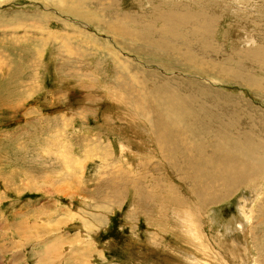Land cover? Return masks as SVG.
<instances>
[{
	"label": "rangeland",
	"instance_id": "rangeland-1",
	"mask_svg": "<svg viewBox=\"0 0 264 264\" xmlns=\"http://www.w3.org/2000/svg\"><path fill=\"white\" fill-rule=\"evenodd\" d=\"M83 1L88 8L78 6L77 10L90 17L91 6L94 9L99 6L93 0ZM97 1H112L111 11L118 15L132 13L140 3L144 9L160 7L156 10H162L160 15L166 21H220L212 30V37L222 47L223 55L214 61L231 70L251 69L244 58L251 50L246 43L235 45L241 41L240 36L246 34L263 44L264 0ZM65 4L66 0H0V252H12L15 261L28 254L31 264H49V261H54L52 264H185L190 254L191 257L198 254L205 245L212 254L216 251L226 264H264V225L257 216L264 209V190L258 192L261 187L264 189V180L258 187L246 184L226 202L205 208V222L201 220L199 224L198 220L197 224L209 241L186 244L188 233H183L187 235L183 237L181 227L172 223L173 214L168 217L166 207L161 209L157 204L166 200L158 194L156 186L163 182L160 179L168 175V170L162 161L156 166L145 165L139 162L142 159L135 158L138 153L155 158L152 160L155 163L160 160L151 156L142 142L145 137L142 130L159 137L157 126L151 117L147 121L129 105L127 122L120 121L127 117L123 109L126 99L123 91H116L120 85L109 76L108 63L113 61L109 52L123 61L120 64L132 60L129 64L134 62L135 67H130V73L139 77L197 81L190 74L193 72L181 74L173 56L175 62L164 52L145 47V41L129 53L128 46L133 43L120 44L118 37L104 34L96 25H88L89 19L82 14L80 17V13L65 10L62 7ZM147 12L149 19H157L151 11ZM136 23L131 26L134 36L154 39L149 24ZM196 36L189 38V42L197 41L199 36ZM232 36L236 37L234 44L229 42ZM176 42L179 45L182 41L177 38L170 41ZM97 52H101L99 57ZM103 54L109 61L101 59ZM198 77L212 80L215 90L240 102V117L236 115L231 121L232 128L251 134L264 145V94L232 73L223 78L214 72L211 76ZM259 80L264 84V76H259ZM154 100L153 106L167 109L161 96L155 95ZM146 138L150 143L151 139ZM149 149L153 151L155 147ZM174 170L172 176L176 179L186 173L182 163ZM170 184H165L166 191L180 188L173 182ZM184 184L192 183L186 180ZM141 187L157 201L137 200L134 191L142 195ZM178 189H175L177 193L181 190ZM185 196L190 207L193 203L201 206L198 197L191 193ZM245 206L252 210V216L254 213L257 216L250 224L252 240L249 233L244 239L241 229L234 231L239 221L235 219L242 217ZM192 212L194 216L197 214V210ZM228 228H235L230 235ZM179 238H184L185 244ZM62 239L66 242L77 239L74 246L86 257L80 253H70V257L69 250L66 253V247L60 245ZM55 241H59L56 250L60 252L52 253L53 260H43L39 253ZM67 246L71 247V243ZM229 250L234 251V258L230 259ZM199 258L203 263L207 261L202 256Z\"/></svg>",
	"mask_w": 264,
	"mask_h": 264
},
{
	"label": "bare ground",
	"instance_id": "bare-ground-1",
	"mask_svg": "<svg viewBox=\"0 0 264 264\" xmlns=\"http://www.w3.org/2000/svg\"><path fill=\"white\" fill-rule=\"evenodd\" d=\"M93 3L98 5L99 7L98 9H94L93 6L90 5V17L86 16L87 14L85 15L84 11L77 10L79 9L78 6L88 8L84 4L83 0H66V4L62 7L65 8V10L69 9L73 13H80V17L82 14L84 18L86 17L87 19H89V23H87L88 25H96L97 27L102 29L104 34L118 37L119 39L116 38V40L117 42L120 41V44H125L127 41L133 43L131 46H128L129 53H132V51L134 52V48L141 47L143 44H141V41H145L147 43V45H145L146 43L144 44L145 47L149 46L148 48H151L155 51L164 52L170 61H173V56L176 61L175 64H177V70L179 69V72L181 74L183 73V71L193 72L190 74L194 76V78H197V81L192 80L191 82H183L177 81L176 79V81H172L161 77L157 78L154 76L146 77L145 75L139 77L138 75H131L132 73H130V67H135L134 62L133 64H129L131 63V60L128 61L127 64H120V62L123 61L120 60V58H118L112 52H109L111 54L110 58L113 59V61L110 60L111 62L108 63L109 67L111 66V72H109V76H111L112 80L120 85V88L116 89V91H123L122 93L124 94L126 99V102L123 104V109L124 111L126 110L125 116L127 117L121 118V115H118L121 118L120 121H122L123 123L127 122L128 115H130L128 108L129 105L138 115L145 117L147 121L148 118L151 117L157 126L159 137H156L152 131V135H150L147 130H142L143 126H141L142 134H144L145 136L142 142L143 146L148 148L150 155L159 157L160 160L155 163L152 161L155 160V158L153 157L147 158L148 156L138 154L137 152V155H135V158L142 159L139 162H144L145 165L154 164L156 166L162 161L163 167L168 170V175H165L163 176V179H160L163 182L156 186L158 194L166 200L159 201L157 202V204H159L161 209L166 207V213H169L168 217L170 216V213L173 214V218H171L172 223L174 221L178 224V226L181 227V229L183 230L182 231L180 229L182 231V236L183 233H188V236L184 235L185 237L187 236L188 240L179 238L181 239L180 242H183V244H185V240V242L187 241L186 244L188 245V243H191V246L196 240L203 241V239H206L207 241H209V238L206 237L205 234L202 235L203 232L197 224V221L199 220V224L202 223L201 220L205 222V208L226 202V200H228L235 194L233 192L236 191L237 193V190H239L242 186L250 184L252 187H258L262 183L261 181L264 179L260 177H264V145H261L262 143L260 144L259 140L251 134L242 133L241 131L238 132L234 128H232L231 121L236 115L240 117V102L235 100L231 96L215 90L216 88H213L214 86L212 80L207 79L206 77L200 78L198 77V75L204 76V74H208L211 76V74L214 72L215 76L219 75L223 78L225 74L232 73L235 78L240 80L244 79L243 81L252 84L256 88L255 90L263 95L264 84L260 83L259 76H264V37L262 39L263 44L259 45V42L254 37H247L246 34L240 36L239 38L241 39V41H236L235 45L240 46L241 44H247L246 47H248L251 52L246 54L244 58L246 59L247 64L251 66V69L231 70L229 67L223 65L222 63L220 64V66L216 65L214 61L217 57H221L223 55L222 47L217 45L212 37V30L220 21H174L173 19H171V21H166L160 15L162 10L160 12L156 10V8L160 7L152 8V6H150L149 8H147L149 10H147L143 7L140 8V5H142L140 3L137 4L136 10H131L133 11L132 13L123 12L120 13L119 16L117 13H113L111 11L113 9V7L111 6L113 5L112 1H109L107 3H100L97 0H93ZM56 11L59 12V10L57 9ZM147 11H151L157 19L154 21L149 19L148 15H150V12ZM128 19L130 20L128 21ZM137 21H145L146 24H149L147 25V27L151 32L150 35L154 39L149 38L150 36L140 38L132 34L131 26L134 25ZM182 22H188V24H183ZM245 22L254 23V21ZM232 23L234 26L240 27V24L238 22L232 21ZM142 24L140 23V25ZM259 28L261 29L262 27L259 25ZM156 35L160 36V38H157ZM195 35H198L199 39L197 38L198 36H196L197 41L195 39L194 43H190L189 38L194 39ZM175 38L181 40V44L176 45L178 44L177 42L175 44L170 43V41ZM69 39L66 41L70 42ZM234 39H236V37H230L229 42L234 44ZM253 48H255V50H253L254 52H252ZM100 53L101 52H97L96 56L99 57ZM102 58H104L106 61H109V57H107V55L105 54L101 55V59ZM163 65L166 66L164 62ZM168 66L166 67L168 68ZM145 67L147 66L145 65ZM157 67L160 68V66ZM74 69L75 68H73V70ZM166 71L171 72V70ZM190 74L189 76L192 77ZM253 76L256 78V80L252 78ZM204 80H207V83L209 82L208 86L207 83L204 82ZM149 95H152V98H150L151 100L149 99ZM155 95H159L164 99L166 108L168 110L163 107H156L157 105H152H155ZM260 118L262 119V117ZM241 119H243V117H241ZM146 136L151 139L150 143L152 144V146L148 142ZM153 146L155 147V150L152 151L149 148ZM122 149L125 150V147H123ZM123 152L127 153V151ZM181 163L185 166L186 173H181L180 176L182 178L176 179L174 178V176H172V170H174V168ZM167 177L169 178V180H166ZM157 179L159 180V178ZM186 180L191 181L192 184L190 186L185 185L184 183H186ZM169 181H172L174 185L179 186V189L181 190H179L178 187L174 188V186H172L174 188V191H166L165 184L171 186L170 183H172H169ZM175 189H178L179 193H177ZM263 190V187H261L258 192L262 193ZM134 192L137 200H139L140 198L143 199V202L146 201L148 203H154L157 201L155 197H150V192H148L145 187L140 188V192L142 195H137V190H135ZM190 193L193 196L198 197L197 199L201 200V206H198V204L194 203L192 207L189 206L190 204L187 205L189 202V198L186 197L185 194ZM185 198H188V202ZM140 203L142 204V202ZM261 207L262 205L260 206V209ZM242 209V217L239 219H235L236 221L239 220L235 227L236 229L228 228L227 232L230 235L233 229H235L234 231L237 232H240L241 229L243 238L245 239L246 235L248 237L249 233L251 237L249 236L248 238L252 240V229L250 224L251 222H253V219H257L256 217L259 216L261 224L264 225V209L262 210L263 213H257V216H255V213L252 216V210L246 206L244 208L242 207ZM192 210H197V214L195 213L197 216H195L198 218L194 216V212H192ZM262 228L264 231V226H262ZM246 229H248V231H246ZM69 242L71 243V247L67 246ZM58 243L59 241H55L54 243L52 242L51 245L49 244L50 246H48V248L43 249V251L39 253V255L44 256V258H42L43 260L45 259L47 261L49 259H54L50 257H52V255L54 256V254H52L53 252H57V254L60 252L56 250L58 247H60L57 245ZM75 244H77V239H71L68 242H66L64 239L60 241V245H63L64 248L66 247V253L69 250V253L67 254H69L70 257V253H80V251L76 249L77 247L74 246ZM187 245L184 246L187 247ZM72 248L76 250H73ZM186 251L189 252L188 250ZM233 252H230V254L232 255ZM235 252L238 253V249ZM80 254L82 257H86L84 254ZM193 254L194 255L192 257L190 256L192 254H190L188 259H185L186 263L213 264L215 261V264H226V261L221 259V256H218L219 254H217L216 251L212 254L211 251H208L207 248H205V245H202L199 248L198 254H200V256H202L204 259H207L206 262H201L202 260L199 258L200 256H198L197 253ZM232 256L230 257V259L234 258V256ZM250 259L251 258L249 257V262ZM49 262V264H52L54 261Z\"/></svg>",
	"mask_w": 264,
	"mask_h": 264
},
{
	"label": "crops",
	"instance_id": "crops-1",
	"mask_svg": "<svg viewBox=\"0 0 264 264\" xmlns=\"http://www.w3.org/2000/svg\"><path fill=\"white\" fill-rule=\"evenodd\" d=\"M4 244H7V243H4ZM30 260L31 258L27 254V255H23L21 259L15 261L13 260V254L11 252L10 254L1 255L0 264H19V262H22L21 264H31Z\"/></svg>",
	"mask_w": 264,
	"mask_h": 264
},
{
	"label": "built area",
	"instance_id": "built-area-1",
	"mask_svg": "<svg viewBox=\"0 0 264 264\" xmlns=\"http://www.w3.org/2000/svg\"><path fill=\"white\" fill-rule=\"evenodd\" d=\"M1 255H3V253L0 252V258H1Z\"/></svg>",
	"mask_w": 264,
	"mask_h": 264
}]
</instances>
